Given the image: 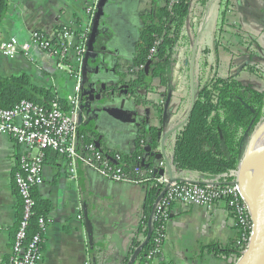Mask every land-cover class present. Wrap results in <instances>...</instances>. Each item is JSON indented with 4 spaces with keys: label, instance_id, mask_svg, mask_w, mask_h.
I'll list each match as a JSON object with an SVG mask.
<instances>
[{
    "label": "crops",
    "instance_id": "crops-1",
    "mask_svg": "<svg viewBox=\"0 0 264 264\" xmlns=\"http://www.w3.org/2000/svg\"><path fill=\"white\" fill-rule=\"evenodd\" d=\"M92 2L7 0L0 23V39L15 36L22 43L31 31L51 34L62 27L79 32L87 24L86 10ZM153 3L163 5L164 0L97 2L96 23L90 41L92 50L85 58L79 83L81 91L93 86L96 89L94 94L100 92V101L95 103H104L107 109L120 108L123 104L122 109H127L126 113L135 126L132 138L122 133V128L127 129L128 124L121 117L117 118L106 110L94 117L87 127L107 150L132 152L139 118L151 124L158 123L157 113L149 103L159 101L158 91L161 89L151 92L145 104H138L126 95H123L124 100L118 93L103 95L100 91L102 86L106 88L115 84L119 74L125 72L141 28V16ZM222 10L227 11V22L221 26ZM190 11L174 48L170 79L166 85L172 91L171 100L162 123H166L167 128L160 133L158 146V151H162L170 163L166 174L171 177L180 176L170 162L173 135L185 121L179 122L181 117L185 119L190 108L196 74L202 69L206 75H223L227 71L239 73L238 77L250 74L243 66L250 62V57L241 44L242 39L254 40L264 50V0H193ZM216 37L220 39L217 48L213 45ZM206 49L208 52L205 53ZM68 58L73 61V51L69 52ZM204 61L207 67L202 65ZM22 73L36 85L52 88L63 97L75 92V79L56 68L54 56L35 47L27 56L18 53L6 57L0 53V76ZM92 99L96 101L95 97ZM178 102L184 106L176 113L174 109ZM26 151V147L17 144L9 135L0 134V264H5L9 257L12 232L19 221L13 174ZM42 171L43 183L35 190L39 198L50 205L45 215L49 222L39 264H91L94 252L101 264H125L132 256V264L136 262V256L129 254L128 250L140 222L146 186L111 180L81 162H76L72 169L68 160L50 151L45 153ZM184 177L197 183L217 181V177L192 171H186ZM165 234L161 253L144 264H223L207 250H203L199 257L195 253L200 245L229 243L235 237L236 229L223 201L211 209L176 203L171 207Z\"/></svg>",
    "mask_w": 264,
    "mask_h": 264
},
{
    "label": "trees",
    "instance_id": "trees-1",
    "mask_svg": "<svg viewBox=\"0 0 264 264\" xmlns=\"http://www.w3.org/2000/svg\"><path fill=\"white\" fill-rule=\"evenodd\" d=\"M192 1L164 0L163 5L153 3L149 11L141 16V28L125 72L119 74L116 84L100 90L103 95L112 92L117 94L118 87L123 86L128 98L138 104H145L151 92L154 90L157 92V88L161 89L158 93L163 99L150 103L157 113L158 123L151 124L146 119L139 118L136 125L134 150L130 153L118 152L121 155V166L127 172L139 164L148 176L157 164L154 156L159 146L160 133L167 128V124L162 123L169 111L172 92L166 85L170 79L174 48L188 20ZM6 7L7 0H0V23ZM226 15L227 11L222 10L221 25L227 22ZM155 41H158L156 52L150 58V49ZM219 44L220 39L216 37L213 45L217 48ZM241 44H244L250 57V62L245 66L246 71L259 76L260 68L251 62L256 57L264 59V50L251 39H242ZM202 65L207 67L208 64L204 61ZM155 80L157 82L154 86ZM21 100H28L46 107H49L53 101H58L62 107H67L65 97L58 95L52 88L36 85L25 73L0 76V108H11ZM182 105L181 102L177 103L174 109L176 113L181 110ZM187 114L185 122L174 132L170 162L178 170L217 177L218 182L228 183L233 178V173L239 165L251 135L264 120V87L243 83L237 74L230 71L223 75L216 73L207 75L205 80L204 70H199L196 74L194 94ZM78 136L81 146L97 141L98 149L103 153L109 152L88 127L80 128ZM35 189H31L34 205L27 227V235L30 238L40 232L38 218L46 215L50 205L48 201L39 198ZM161 193L160 185L146 188L140 222L128 250L129 254L136 256V262L133 264L145 263V255L154 246V240L159 234L156 223L150 221V216ZM16 195L18 220H20L22 205L17 192ZM17 226L18 222L13 229V237ZM148 232H150V238L147 244L138 250ZM239 237L236 231L235 237L227 244L200 245L195 256L199 257L203 250H207L223 264H234L241 255L242 245L237 244ZM95 263L101 264V260L97 259L94 252L91 264Z\"/></svg>",
    "mask_w": 264,
    "mask_h": 264
},
{
    "label": "built area",
    "instance_id": "built-area-1",
    "mask_svg": "<svg viewBox=\"0 0 264 264\" xmlns=\"http://www.w3.org/2000/svg\"><path fill=\"white\" fill-rule=\"evenodd\" d=\"M173 1L176 0H171ZM97 2L98 0H93L87 8V24L79 32L62 27L51 34L31 31L28 39L22 43L15 36L0 39V53L3 56L14 57L18 53L27 56L35 47L40 52L54 56L56 68L65 71L76 81L75 92L65 97L66 108L58 101H53L49 107H46L28 100H21L11 108H0V134L9 135L27 150L21 156L13 174V184L21 199L22 213L5 264H39L41 261L44 232L49 220L46 216L39 217L40 232L31 238L27 235V227L34 205L31 189L43 183L42 169L47 151L68 160L72 169L76 162H81L99 175L114 181L146 187L161 186L162 193L154 205L151 218L156 223L159 234L154 240V246L145 255L147 261L155 259L161 253L171 207L176 203L211 209L216 203L223 201L240 235L237 244L242 245V253L252 234V222L248 204L236 182L237 170L228 183L217 181L197 183L185 179V170H178L180 172L178 177L167 175L168 165L160 158L152 168L151 175L146 176L139 164L130 171H125L121 166L120 153L111 149L103 153L98 149L97 141L80 145L78 131L88 124H86L87 116L82 109L79 83L87 53L89 32L97 11ZM74 39H77L76 42H73ZM157 43L158 41H155L150 49V58L156 52ZM70 51L74 54L73 61L68 58ZM161 169L163 174H159Z\"/></svg>",
    "mask_w": 264,
    "mask_h": 264
},
{
    "label": "water",
    "instance_id": "water-1",
    "mask_svg": "<svg viewBox=\"0 0 264 264\" xmlns=\"http://www.w3.org/2000/svg\"><path fill=\"white\" fill-rule=\"evenodd\" d=\"M96 13L94 14L95 16L93 18V22L88 36L87 53L85 55V58L89 56L92 50L90 41L94 34V28L96 23V21L94 20L96 17ZM85 58H84V62H85ZM84 62L82 66V71H84V65H85ZM104 88L105 86L104 87L102 86L100 87V90ZM118 90H119L118 91L119 95H126L123 86L121 87L119 86ZM95 91L96 89L93 86H88L87 89H83L81 91V99L83 98L82 109L84 110V113L87 116L86 124L92 123L93 118L97 117L101 112L105 110L117 118L121 117L123 121L132 120L131 118H129V114L126 113L127 111L122 109L123 104H120V108L113 107L112 109L110 108L107 109L103 105L104 103L103 104L95 103L97 101H100L99 100L100 92L94 94ZM112 94H114V92H112ZM93 97L96 98L95 99L96 101H92ZM187 115L184 120L187 119ZM263 125L264 122H262V124H260L258 128L254 131V133L251 135L246 150L236 169L237 170L236 182L244 198L246 199V202L249 207V213L252 222V234L246 249L241 253L240 257L237 259V261L234 264H264V146H261L259 149L257 148V150H255L254 153H252L249 150L251 140L254 138L255 134L259 131V129ZM154 157L156 161H159L160 158L163 159L168 165V167L170 166L169 165L170 163L166 160L162 151L159 152L158 150H156V154ZM163 173L164 172L162 169L159 170V174H163ZM152 214L150 216V221H152L151 219ZM149 238H150V232H148L146 238L141 243L138 250H141L147 244ZM133 259L134 256H132V258L127 262V264H132Z\"/></svg>",
    "mask_w": 264,
    "mask_h": 264
},
{
    "label": "rangeland",
    "instance_id": "rangeland-1",
    "mask_svg": "<svg viewBox=\"0 0 264 264\" xmlns=\"http://www.w3.org/2000/svg\"><path fill=\"white\" fill-rule=\"evenodd\" d=\"M201 24V23H200ZM220 25H221V23H220ZM222 26V25H221ZM31 33V32H30ZM264 54V53H263ZM251 63H253V64H256V66L258 67V68H260L259 69V72H260V75L259 76H256V74H254V73H250V74H241L240 75V79L242 80V82L243 83H250V84H252L253 86H255V87H264V59L262 58V59H258L257 57L251 62ZM248 65V63H246V64H244L243 66H247ZM83 66V65H82ZM239 66H242L241 64H239ZM209 70V69H208ZM202 71V70H201ZM238 71H240V70H238ZM199 73V72H198ZM249 73V72H248ZM238 74L239 73H237V76H238ZM204 75H205V80H206V71H205V69H204ZM82 77V73H81V75H80V78ZM254 77H258V78H254ZM258 81V82H257ZM122 98L124 99V100H126L125 99V97L122 95ZM155 101H157V99L155 100ZM150 104V103H149ZM184 106V105H183ZM127 110V109H126ZM125 110V111H126ZM264 118V117H263ZM184 119H183V117H181V119H180V121L179 122H182ZM127 122V129H123L122 128V133H124L126 136H129V137H132L133 138V136L135 135V126L133 125V123L131 122V121H126ZM263 122H264V120H263ZM254 133V132H253ZM264 135H260L256 140H258V142H260L261 141V139H262V137H263ZM251 138V137H250ZM260 138V139H259ZM250 140V139H249ZM249 142V141H248Z\"/></svg>",
    "mask_w": 264,
    "mask_h": 264
},
{
    "label": "bare ground",
    "instance_id": "bare-ground-1",
    "mask_svg": "<svg viewBox=\"0 0 264 264\" xmlns=\"http://www.w3.org/2000/svg\"><path fill=\"white\" fill-rule=\"evenodd\" d=\"M260 135H264V125L259 129V131L255 134L254 138L250 142V146H249L250 149L249 150L252 153H254L255 150H257V148L259 149L261 146H264V136L262 137L260 142H258V140H256Z\"/></svg>",
    "mask_w": 264,
    "mask_h": 264
},
{
    "label": "flooded vegetation",
    "instance_id": "flooded-vegetation-1",
    "mask_svg": "<svg viewBox=\"0 0 264 264\" xmlns=\"http://www.w3.org/2000/svg\"><path fill=\"white\" fill-rule=\"evenodd\" d=\"M161 99H163L162 96H159V101H161Z\"/></svg>",
    "mask_w": 264,
    "mask_h": 264
}]
</instances>
